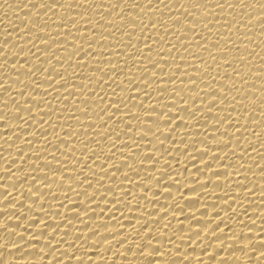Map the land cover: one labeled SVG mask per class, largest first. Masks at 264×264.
<instances>
[{
    "label": "bare ground",
    "instance_id": "bare-ground-1",
    "mask_svg": "<svg viewBox=\"0 0 264 264\" xmlns=\"http://www.w3.org/2000/svg\"><path fill=\"white\" fill-rule=\"evenodd\" d=\"M0 264H264V0H0Z\"/></svg>",
    "mask_w": 264,
    "mask_h": 264
},
{
    "label": "snow or ice",
    "instance_id": "snow-or-ice-1",
    "mask_svg": "<svg viewBox=\"0 0 264 264\" xmlns=\"http://www.w3.org/2000/svg\"><path fill=\"white\" fill-rule=\"evenodd\" d=\"M0 86H2V85H0Z\"/></svg>",
    "mask_w": 264,
    "mask_h": 264
}]
</instances>
